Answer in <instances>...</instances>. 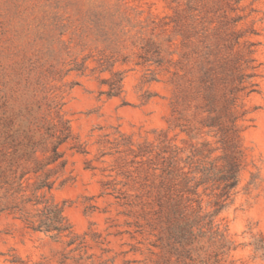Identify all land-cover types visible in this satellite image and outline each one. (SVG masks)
<instances>
[{"label": "rangeland", "instance_id": "obj_1", "mask_svg": "<svg viewBox=\"0 0 264 264\" xmlns=\"http://www.w3.org/2000/svg\"><path fill=\"white\" fill-rule=\"evenodd\" d=\"M202 43L218 58L229 44L252 52L238 185L218 216L236 248L219 264H262L253 243L264 246V0H0V158L18 146L32 167L31 144L63 140L66 164L46 196L83 238L68 246L28 230L13 179L2 175L0 264H163L130 209L146 190L137 146L166 131L178 146L216 147L207 129L191 141L180 132L188 121L200 127L193 110L175 112L186 54ZM118 75L122 92L107 98L103 82Z\"/></svg>", "mask_w": 264, "mask_h": 264}, {"label": "trees", "instance_id": "obj_2", "mask_svg": "<svg viewBox=\"0 0 264 264\" xmlns=\"http://www.w3.org/2000/svg\"><path fill=\"white\" fill-rule=\"evenodd\" d=\"M232 47L225 46L221 58L206 44L193 47L186 54L184 76L176 87L175 112L183 114L179 106H184V112L193 110L200 125L196 128L188 121L180 132L191 141L200 136L201 129H207L216 147L205 141L178 146L166 131L159 132L155 141L137 146L136 156L146 170V190L130 202V209L143 222L142 232L155 238L152 247L162 252L163 264H170L172 258L174 264H219L236 248L218 216L231 203L238 185L243 131L239 122L247 114L244 100L255 91V75L250 49L232 51ZM103 84L108 90L101 94L107 98L122 92L119 75ZM63 142L31 144L26 153L32 167L20 161L19 147H13L9 157L0 158V176L12 177L19 195L16 212L28 230L80 246L83 238L73 233L63 207L46 196L55 183L51 179L66 164L58 151ZM36 152L46 156L40 161L32 159ZM216 152L219 154L213 156ZM28 174L35 181L23 186L30 179L23 181ZM253 246L255 257L264 264L263 240H256Z\"/></svg>", "mask_w": 264, "mask_h": 264}]
</instances>
